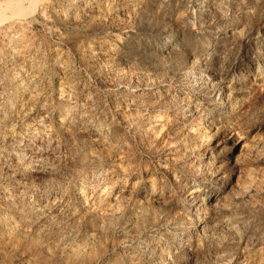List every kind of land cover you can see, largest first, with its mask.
Here are the masks:
<instances>
[{
  "label": "rangeland",
  "instance_id": "374dc122",
  "mask_svg": "<svg viewBox=\"0 0 264 264\" xmlns=\"http://www.w3.org/2000/svg\"><path fill=\"white\" fill-rule=\"evenodd\" d=\"M37 3L0 17V264H264V0Z\"/></svg>",
  "mask_w": 264,
  "mask_h": 264
},
{
  "label": "bare ground",
  "instance_id": "6f19581e",
  "mask_svg": "<svg viewBox=\"0 0 264 264\" xmlns=\"http://www.w3.org/2000/svg\"><path fill=\"white\" fill-rule=\"evenodd\" d=\"M29 3L30 7H34V5L38 2V0H11L9 2H6L4 4H0V17L7 14V12H10V14H20L22 12H25L29 8L25 6V3ZM38 4V3H37ZM36 6V5H35ZM39 11V10H38ZM12 15V16H13ZM7 16V15H6ZM2 22V21H1ZM208 138H203L202 140L207 141ZM197 190L191 191L190 193L194 194Z\"/></svg>",
  "mask_w": 264,
  "mask_h": 264
}]
</instances>
